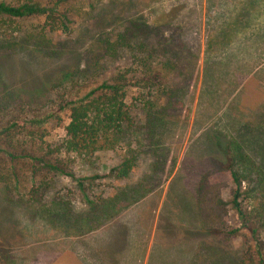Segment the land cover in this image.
<instances>
[{"label": "rangeland", "instance_id": "obj_1", "mask_svg": "<svg viewBox=\"0 0 264 264\" xmlns=\"http://www.w3.org/2000/svg\"><path fill=\"white\" fill-rule=\"evenodd\" d=\"M65 8L62 35L37 19L0 26L13 34L0 36V264H237L250 239L231 206L225 159L264 172V0ZM43 26L46 53L21 36ZM113 75L128 78L131 120L119 147L63 153L59 94L74 84L85 94ZM125 153L135 170L115 182L110 170ZM259 177L242 181L241 202L264 214Z\"/></svg>", "mask_w": 264, "mask_h": 264}, {"label": "trees", "instance_id": "obj_2", "mask_svg": "<svg viewBox=\"0 0 264 264\" xmlns=\"http://www.w3.org/2000/svg\"><path fill=\"white\" fill-rule=\"evenodd\" d=\"M70 0H43L34 2L33 0H23L18 3H7L0 1V26H7L10 23L26 22L31 19H37L43 22L46 28L57 35L67 32L69 23V10L67 8L60 10L59 5H68ZM76 0H73L75 2ZM41 31H34L31 34H23V44H30L33 49L40 53L45 50L42 43L46 37ZM12 32L3 29L0 36L5 40L11 37ZM15 38V37H14ZM12 39V38H11ZM107 39H103L101 44L108 45ZM49 46V45H48ZM144 73L146 71L144 70ZM78 73H75V77ZM93 74L91 78H95ZM88 79V78H87ZM136 80H139L135 78ZM83 81H86L84 79ZM128 83L126 75H113L100 82L93 90L81 94L82 86H71L70 92H61L58 102L54 107L57 111H66L68 113V123L64 128L66 140L62 143V152L67 155L89 158L94 154L103 151H112L119 147L124 134L125 126L129 125L131 117L130 110L126 104V90L124 89ZM153 84L149 87L152 88ZM58 87V84H57ZM7 98L3 97L1 103H5ZM231 150V149H230ZM19 156L23 157L22 154ZM18 157V154L16 155ZM241 163L244 162L242 155ZM227 171L234 185L231 206L236 213L241 227L245 229L249 235L250 244L242 252L237 264H264V214L252 213L247 207L245 208L241 202L242 181L248 176L259 175V181L264 182V172L262 169L257 173L250 168L241 172L236 168L237 159L235 156L227 157ZM45 167L61 173L66 177L73 178L71 170L66 171L64 168L45 163ZM135 170V157L125 153L120 163L110 170L109 175L115 182L123 181ZM93 180L94 178H81L78 186L82 187L83 180ZM255 193L261 196V206H264V190L259 187ZM84 197H87L84 194ZM86 199V198H85ZM127 206H115L111 209V213L105 214L107 218L105 222L111 220L116 215L124 211ZM108 212V208H107Z\"/></svg>", "mask_w": 264, "mask_h": 264}]
</instances>
